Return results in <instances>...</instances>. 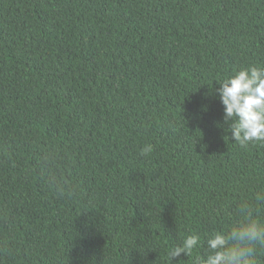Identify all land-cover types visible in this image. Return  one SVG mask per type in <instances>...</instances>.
I'll return each mask as SVG.
<instances>
[{"label":"trees","instance_id":"trees-1","mask_svg":"<svg viewBox=\"0 0 264 264\" xmlns=\"http://www.w3.org/2000/svg\"><path fill=\"white\" fill-rule=\"evenodd\" d=\"M252 64L264 0H0V264H196L264 190L215 91Z\"/></svg>","mask_w":264,"mask_h":264},{"label":"clouds","instance_id":"clouds-1","mask_svg":"<svg viewBox=\"0 0 264 264\" xmlns=\"http://www.w3.org/2000/svg\"><path fill=\"white\" fill-rule=\"evenodd\" d=\"M217 82L220 87L215 91L223 106V122L234 143L245 148L264 142V65H249ZM151 151L152 146L146 145L141 154ZM197 248H203V254L196 258V264H261L264 190L239 203L235 218L225 230L206 234L203 241L199 233L185 236L171 248L170 259L182 254L190 257Z\"/></svg>","mask_w":264,"mask_h":264}]
</instances>
